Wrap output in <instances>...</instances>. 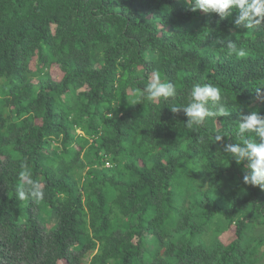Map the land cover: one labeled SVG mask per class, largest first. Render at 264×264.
<instances>
[{"label": "trees", "instance_id": "trees-1", "mask_svg": "<svg viewBox=\"0 0 264 264\" xmlns=\"http://www.w3.org/2000/svg\"><path fill=\"white\" fill-rule=\"evenodd\" d=\"M236 15L0 0V264H264V190L223 152L241 113L264 115V25ZM156 74L176 97L137 99ZM195 83L217 87L229 116L188 128L169 106ZM25 162L42 198L18 197Z\"/></svg>", "mask_w": 264, "mask_h": 264}, {"label": "clouds", "instance_id": "clouds-1", "mask_svg": "<svg viewBox=\"0 0 264 264\" xmlns=\"http://www.w3.org/2000/svg\"><path fill=\"white\" fill-rule=\"evenodd\" d=\"M192 11L201 10L205 13H216L222 19L236 10L234 24L239 28L251 29L264 25V0H187ZM227 54L236 57H245L247 50L238 46L236 42L227 43ZM257 97H261V89H256ZM137 99L156 101L163 98H174L177 89L171 81L162 82L159 75L144 85L140 93L133 92ZM222 94L214 85L195 83L188 91V102L179 106H169L173 113L181 110L187 116L186 126L190 129L200 127L204 124L205 118L210 116H229L221 104ZM135 105V104H134ZM212 106H217L212 110ZM255 134L253 139L249 134ZM236 135L240 137V143H227L223 145V152L230 156L237 164H244L243 182L252 186H258L264 190V115L257 112L250 114L241 113ZM223 135L216 133L208 137L210 143L223 142ZM203 140V138H201ZM246 162V163H245ZM20 176L22 184L18 190V197L21 200L28 198L39 199L43 192L37 182L31 179V173L27 164L22 163Z\"/></svg>", "mask_w": 264, "mask_h": 264}, {"label": "rangeland", "instance_id": "rangeland-1", "mask_svg": "<svg viewBox=\"0 0 264 264\" xmlns=\"http://www.w3.org/2000/svg\"><path fill=\"white\" fill-rule=\"evenodd\" d=\"M33 66H34V62L32 61L31 62V67H33ZM49 71H50L51 76L53 78H55V79H58L60 77V75H61L60 71L57 70V69L50 68Z\"/></svg>", "mask_w": 264, "mask_h": 264}]
</instances>
